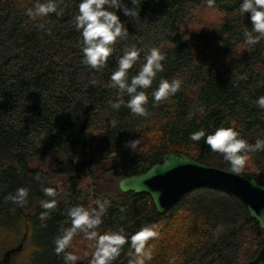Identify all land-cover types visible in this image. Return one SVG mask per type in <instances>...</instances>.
<instances>
[{
    "label": "trees",
    "instance_id": "1",
    "mask_svg": "<svg viewBox=\"0 0 264 264\" xmlns=\"http://www.w3.org/2000/svg\"><path fill=\"white\" fill-rule=\"evenodd\" d=\"M56 2L61 16L33 19L26 13L37 0H0V232L10 228L17 240L26 232L30 243L39 237L47 251L21 264H64L55 240L71 227L69 210H91L105 200L110 204L99 234L122 227L130 236L155 226L159 235L147 242L153 249L147 264L254 262L264 248V232L236 195L201 187L159 215L150 196L118 188L121 179L148 172L171 152L233 172L223 154L205 143L220 127L233 128L249 144L264 140V109L256 103L264 96V38L252 46L244 42L252 22L250 13L239 12L243 0H212L211 6L209 0H139L134 18L118 13L129 33L99 69L82 62V36L74 24L79 0ZM124 3L134 7L131 0ZM132 46L143 51L129 78L151 48L165 56L164 71L145 90V116L124 105L111 107L118 98L127 102V94L112 87L111 74ZM161 79H178L181 89L153 103ZM200 130L206 136L191 140ZM133 140L139 143L131 150L126 143ZM39 159L51 162L52 170L32 167ZM106 163L117 190L101 194L94 170ZM238 174L253 175L264 185V150L247 152ZM19 188L28 193L22 205L9 199ZM42 201L55 206L44 209ZM94 243L78 230L65 252L79 257L75 264H89ZM131 252L125 245L113 264H129Z\"/></svg>",
    "mask_w": 264,
    "mask_h": 264
},
{
    "label": "clouds",
    "instance_id": "2",
    "mask_svg": "<svg viewBox=\"0 0 264 264\" xmlns=\"http://www.w3.org/2000/svg\"><path fill=\"white\" fill-rule=\"evenodd\" d=\"M139 0H131L134 7L129 8L124 0H79V11L75 16L74 24L76 30L81 33L83 47L82 62L92 68L99 69L104 66L109 57L115 52L114 45L129 33L128 28L122 22L119 12L122 11L125 17L134 18L135 6ZM212 0H209L211 6ZM239 12L242 15L250 13L252 27L245 30L244 37L247 45H256L261 38H264V0H243L240 4ZM29 17H48L56 14L57 17L63 13L58 10L56 0H37L34 8H30L26 13ZM51 33L49 32V35ZM142 49L135 46L126 48L122 56L118 58V66L111 74L112 87L117 88L121 96L127 94L125 102L118 98L111 103V107L119 110L121 105L126 106L133 114L147 115L146 105L149 97L145 90L152 87L158 73L164 71L163 61L165 56L157 47L151 48L143 57L144 63L140 66L136 75L129 78V70L137 63ZM181 89V81L178 79H161L158 87L152 92L153 103H159L175 96ZM257 105L264 109V96L256 101ZM203 112V109H200ZM191 118V117H189ZM204 130L194 132L190 139L199 141L204 138ZM139 140L126 143V147L134 150ZM205 143L213 152L223 154L225 161L231 165L233 172L239 173L247 159V152L252 150H264V140H257L254 145L249 144L240 138V134L231 127H220L214 133L208 134ZM45 194L51 196L52 190L45 189ZM27 190L17 189L15 195L10 196L14 203L22 205L27 197ZM98 208L91 210L83 206L72 207L68 216L71 219V227L64 229L61 236L55 240V251L59 255L64 253V264H75L79 259L72 252H65L70 246L77 231H82L85 237L94 241V252L92 253L89 264H113L120 256L125 245H130L132 259L129 264H147L153 259V249L147 244L151 239L158 237L154 225L142 227L138 232L127 235L124 228L118 231H109L99 234L96 229L102 223V216L110 202L105 200L97 202ZM55 206L54 201H42L41 207L51 209ZM46 213H42L41 219Z\"/></svg>",
    "mask_w": 264,
    "mask_h": 264
},
{
    "label": "water",
    "instance_id": "3",
    "mask_svg": "<svg viewBox=\"0 0 264 264\" xmlns=\"http://www.w3.org/2000/svg\"><path fill=\"white\" fill-rule=\"evenodd\" d=\"M201 187H214L236 195L245 203L250 218L257 222L259 233L264 232V185L259 184L253 175L225 171L202 164L183 153L171 152L148 172L118 182V188L123 193L150 196L159 215H165L188 192ZM12 252L7 253L5 260ZM262 261L264 248L251 264Z\"/></svg>",
    "mask_w": 264,
    "mask_h": 264
},
{
    "label": "rangeland",
    "instance_id": "4",
    "mask_svg": "<svg viewBox=\"0 0 264 264\" xmlns=\"http://www.w3.org/2000/svg\"><path fill=\"white\" fill-rule=\"evenodd\" d=\"M32 167L37 169H42L45 171L52 170V163L44 159H39L32 163ZM111 167V163H106L98 169L94 170V176L98 179L96 187L98 192L101 194L114 193L117 190L116 181L113 176L107 171ZM104 172V174H103ZM53 184L60 190H63L64 186L58 178H51ZM43 239L37 237L35 242L30 243L29 234L24 233L20 240H17L15 235L12 234L10 228L3 229L0 232V264H21L26 262L32 255L46 254L47 251L44 249ZM18 248L20 250H18ZM12 250H17V252H12ZM12 252L7 260L5 256L7 253Z\"/></svg>",
    "mask_w": 264,
    "mask_h": 264
}]
</instances>
